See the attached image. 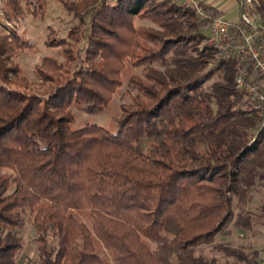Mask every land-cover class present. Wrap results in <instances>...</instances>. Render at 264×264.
I'll use <instances>...</instances> for the list:
<instances>
[{"label":"trees","instance_id":"1","mask_svg":"<svg viewBox=\"0 0 264 264\" xmlns=\"http://www.w3.org/2000/svg\"><path fill=\"white\" fill-rule=\"evenodd\" d=\"M64 5L79 26L49 45L69 63L77 62L74 42L87 46L81 67L62 81L65 61L44 59L39 77L56 83L47 98L9 87L25 82L11 61L21 46L17 35H0V173L10 171L0 174V264H33L17 259L27 211L36 264H107L103 251L112 264H218L197 249L230 236L235 219L236 229H255L250 213L236 215L234 199L245 204L248 188L239 184L264 168V121L236 88L235 63L200 48L223 14L203 5L200 19L178 0ZM250 10L264 21V0ZM127 63L142 74L130 80L115 128H75L71 108L107 110ZM219 251L261 264L259 252L249 260L227 245Z\"/></svg>","mask_w":264,"mask_h":264},{"label":"rangeland","instance_id":"2","mask_svg":"<svg viewBox=\"0 0 264 264\" xmlns=\"http://www.w3.org/2000/svg\"><path fill=\"white\" fill-rule=\"evenodd\" d=\"M65 1L74 3L80 0H0V35L9 37L17 35L19 37L18 45L21 48L18 49L16 56L11 61L21 68L19 77L25 80L21 85L13 82L9 87L42 98H47L55 88L56 83H47L40 79L38 69L45 58H55L60 62L66 59L62 48L49 45V42L52 41L56 43V41L69 40L70 34L79 26L78 20L66 10ZM12 2L17 4V6L15 5L17 9L13 7ZM259 4L260 0H257L256 5ZM136 25L156 28L149 21L136 20ZM208 35L209 29L206 30V39L200 45L201 49L210 46ZM75 43L76 45H74ZM74 44L72 45L74 46L73 54L77 57V62L65 61V70H62L60 81L71 77L75 70L82 65L80 59L84 57L87 42L83 39L79 43L74 42ZM216 59L208 66L207 72L216 70L214 65ZM137 74L141 75L142 69L127 63L123 73L124 85L114 96L111 106L103 112L91 114L86 112L83 106L74 105L71 108L76 119L74 127L80 128L86 124H97L108 129H114V118L120 116L121 106L131 101L132 91L129 82ZM217 80L218 75L214 73L212 79L205 83L204 88L209 90ZM7 173L10 171L5 170L0 174L6 175ZM249 182V185L239 184L241 191L247 190V188L248 191L245 204L240 202L239 197L234 199L235 213L236 215L250 213L254 222L257 223L255 229L250 233L238 230L234 227L235 219L228 227V230L231 231L230 236L219 235L212 243L200 246L197 249L198 255L216 258L218 264H241L219 251V246L227 245L246 255L249 260L253 259L254 252H259L258 261L264 264V168L260 169L258 174L252 177ZM25 218V227L18 230L23 250L17 259H23L25 262L29 260L36 264L38 262L37 231L30 211L25 213ZM82 219L88 220L86 217ZM152 246L155 247L154 244ZM101 256L107 264H112L111 257L107 252L103 251ZM243 264L246 263L243 262Z\"/></svg>","mask_w":264,"mask_h":264},{"label":"built area","instance_id":"3","mask_svg":"<svg viewBox=\"0 0 264 264\" xmlns=\"http://www.w3.org/2000/svg\"><path fill=\"white\" fill-rule=\"evenodd\" d=\"M197 17L204 18L199 0H178ZM239 22L224 17L215 20L209 30V43L217 57L235 63L236 88L245 93L251 109L264 121V21L252 15L257 0H238Z\"/></svg>","mask_w":264,"mask_h":264},{"label":"crops","instance_id":"4","mask_svg":"<svg viewBox=\"0 0 264 264\" xmlns=\"http://www.w3.org/2000/svg\"><path fill=\"white\" fill-rule=\"evenodd\" d=\"M203 5L217 9L223 17L232 21H240L239 3L237 0H199Z\"/></svg>","mask_w":264,"mask_h":264}]
</instances>
